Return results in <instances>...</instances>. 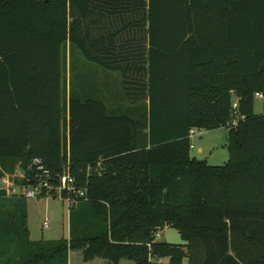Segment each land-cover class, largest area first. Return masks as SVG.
Here are the masks:
<instances>
[{
    "label": "trees",
    "instance_id": "16d2710c",
    "mask_svg": "<svg viewBox=\"0 0 264 264\" xmlns=\"http://www.w3.org/2000/svg\"><path fill=\"white\" fill-rule=\"evenodd\" d=\"M94 66L120 76L110 110ZM255 94L264 0H0V182L20 170L17 185H35L39 160L53 188L68 170L86 190L68 238L30 241L26 199L0 187V264H68L72 251L114 264H264ZM220 128L227 163L190 156V130ZM164 227L185 245L155 242Z\"/></svg>",
    "mask_w": 264,
    "mask_h": 264
},
{
    "label": "rangeland",
    "instance_id": "374dc122",
    "mask_svg": "<svg viewBox=\"0 0 264 264\" xmlns=\"http://www.w3.org/2000/svg\"><path fill=\"white\" fill-rule=\"evenodd\" d=\"M76 55L82 57L79 51ZM87 66L80 65V70H85ZM90 68V67H89ZM93 68L96 69L94 66ZM91 68V69H93ZM71 66L69 64L68 51L65 53V70H64V82L67 89L69 82H71ZM97 70V69H96ZM96 82L101 85L103 82H108L107 93H111L112 101H107V108L111 109V106L115 104V99H118V92L120 91V76L117 73L109 74L108 78L104 77V74L100 70L96 71ZM116 93V98L113 96ZM114 99H113V98ZM112 104V105H111ZM126 108L128 105L124 101L116 103V107ZM264 113V97L254 100V114L261 115ZM237 117L235 113L232 116V121H236ZM190 156L195 157L198 160L205 161L210 166H223L228 161V151H227V129L220 128L214 131H203L196 132L190 137ZM203 147V153L198 154L197 149ZM23 176L20 170H17L14 176L6 178L0 182V187L2 189L8 190L6 194L9 197L14 195L20 196L19 186L16 180L21 179ZM21 190V188H20ZM5 204L4 200H0V209ZM26 211H27V229L30 234V239L33 241L38 240H59L61 238L68 237V205L67 203L59 199V194L54 191V194L47 198L37 197L34 199H26ZM48 221V228H43V223ZM157 234L154 236L155 242H164L168 244L184 245V241L181 239L178 231L170 227H164L163 229H158ZM155 233V234H156ZM69 264H85L82 261L81 254L79 252H70ZM132 262L128 259H121L118 261ZM109 262V261H108ZM111 263V262H109ZM116 263V264H118ZM114 264V263H111Z\"/></svg>",
    "mask_w": 264,
    "mask_h": 264
},
{
    "label": "built area",
    "instance_id": "2783aa9c",
    "mask_svg": "<svg viewBox=\"0 0 264 264\" xmlns=\"http://www.w3.org/2000/svg\"><path fill=\"white\" fill-rule=\"evenodd\" d=\"M255 97L263 98L261 94H255ZM197 132V130L192 129L189 131L190 137L194 135ZM32 165L35 166L37 174H35V178L38 179V182L35 185H28L19 187L20 195L23 196L25 199H34L41 196L42 191L44 190L47 197L50 196V191L54 189L59 194V199L68 205V209L74 204V197L77 199L84 198L86 195L85 189L76 190L74 186V179L70 176L68 173V170H65L60 176V186L53 188L49 181H50V175L47 170L44 169V167L41 165V161L34 160L32 162ZM23 177V176H22ZM6 178H9V176H6L1 181L5 180ZM21 188V190H20ZM9 193L8 190H5ZM65 191L68 195V197L64 200L61 199V193ZM43 228H48V221H45L43 223ZM157 237H159V234H155Z\"/></svg>",
    "mask_w": 264,
    "mask_h": 264
},
{
    "label": "crops",
    "instance_id": "0c3cea01",
    "mask_svg": "<svg viewBox=\"0 0 264 264\" xmlns=\"http://www.w3.org/2000/svg\"><path fill=\"white\" fill-rule=\"evenodd\" d=\"M224 28V26L222 25V29ZM222 43H223V41H222ZM69 57V56H68ZM79 60H80V62H82L83 61V59L80 57L79 58ZM93 68V67H92ZM97 70H100V72L102 73V74H104V77L107 79L108 78V75H109V73H105V72H103L101 69H99V68H96ZM95 68H93L92 69V71L94 72L93 74H95L96 73V70ZM111 74H113V73H111ZM95 76H96V74H95ZM104 83V82H103ZM102 83V84H103ZM69 88V87H68ZM66 91H67V89H66ZM255 98H257V99H260L259 97H255ZM232 101H233V103L235 104L236 102H237V99L235 98V97H232ZM235 122L236 121H234V122H232V124H235ZM227 129V128H226ZM198 132H200L201 130H197ZM227 131H228V129H227ZM197 152H198V154L199 155H201L202 153H203V147L201 146V147H199L198 149H197ZM193 158H195V157H193ZM195 159H197V158H195ZM198 160V159H197ZM7 197H9L8 195H7ZM68 211H69V209H68ZM26 214H27V211H26ZM68 238V237H67ZM28 239L30 240V241H33V240H31L30 239V234H29V232H28ZM39 241V240H38ZM185 245V244H184ZM72 252H77V251H72ZM80 254H81V252H79ZM69 255H70V252H69ZM69 255H68V264H69ZM81 257H82V254H81ZM82 261H83V263H85V264H111V263H109L107 260H103V259H100V258H94V259H92V260H90V261H87V262H85L84 260H83V257H82ZM160 262H162V263H166L167 262V259H162V260H160ZM118 264H134V263H132V262H123V261H120ZM183 264H187V261H184V263Z\"/></svg>",
    "mask_w": 264,
    "mask_h": 264
}]
</instances>
